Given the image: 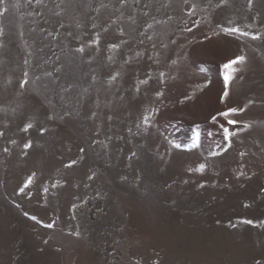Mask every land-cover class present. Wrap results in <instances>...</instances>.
Instances as JSON below:
<instances>
[{
	"label": "rangeland",
	"instance_id": "1",
	"mask_svg": "<svg viewBox=\"0 0 264 264\" xmlns=\"http://www.w3.org/2000/svg\"><path fill=\"white\" fill-rule=\"evenodd\" d=\"M0 264H264V0H2Z\"/></svg>",
	"mask_w": 264,
	"mask_h": 264
},
{
	"label": "snow or ice",
	"instance_id": "2",
	"mask_svg": "<svg viewBox=\"0 0 264 264\" xmlns=\"http://www.w3.org/2000/svg\"><path fill=\"white\" fill-rule=\"evenodd\" d=\"M0 2H2V0H0ZM249 3H251V0H249ZM233 31H235V29H233ZM83 49H81V51H82ZM245 60V57H243V56H239V57H236L234 60H231V61H229L228 63H226L225 65H224V67L227 69V68H230L233 64H235V63H237V62H243ZM227 80H228V76L226 75V77H225V81H226V83H227ZM27 81H24L23 83H26ZM21 86H23V84L21 85ZM228 95V93H227V91H225V93H224V96L226 97ZM222 99H223V97H222ZM236 111H238L237 109H235V108H230V109H228L226 112H223V113H220V115H224V116H226V115H228L229 113H232V112H236ZM213 119H215V117H213ZM229 123H231V124H235V123H237L236 121H229ZM31 127V124H29V125H27L26 126V128H25V130H27V128H30ZM42 131H44L43 129H42ZM227 129H225V132L227 133ZM24 147L25 148H29V147H31V142H28V143H26L25 145H24ZM81 151H83V149H81ZM73 164L75 163V161H73L72 162ZM69 166H71V165H69ZM204 168H205V165H203V164H201L200 166H199V168L197 169V171H203L204 170ZM25 215H27V213H25ZM33 219H35V217H33ZM246 223H249V224H251L252 223V221H246ZM49 227H51V225H49Z\"/></svg>",
	"mask_w": 264,
	"mask_h": 264
}]
</instances>
